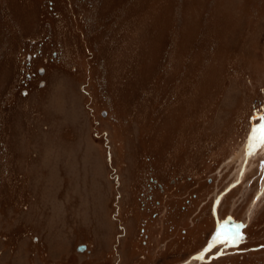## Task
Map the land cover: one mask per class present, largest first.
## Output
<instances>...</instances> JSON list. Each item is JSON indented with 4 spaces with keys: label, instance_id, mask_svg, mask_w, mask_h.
Segmentation results:
<instances>
[{
    "label": "rangeland",
    "instance_id": "374dc122",
    "mask_svg": "<svg viewBox=\"0 0 264 264\" xmlns=\"http://www.w3.org/2000/svg\"><path fill=\"white\" fill-rule=\"evenodd\" d=\"M261 117L264 0H0L5 258L264 264Z\"/></svg>",
    "mask_w": 264,
    "mask_h": 264
},
{
    "label": "snow or ice",
    "instance_id": "6c2138e0",
    "mask_svg": "<svg viewBox=\"0 0 264 264\" xmlns=\"http://www.w3.org/2000/svg\"><path fill=\"white\" fill-rule=\"evenodd\" d=\"M261 119H264V117H261ZM251 142L252 143L250 147L253 149H259L264 147V124H258L252 129ZM237 238H238V230H237V234L233 236H223V234L218 235V239H220L222 243L229 240L234 241Z\"/></svg>",
    "mask_w": 264,
    "mask_h": 264
},
{
    "label": "flooded vegetation",
    "instance_id": "af4514ba",
    "mask_svg": "<svg viewBox=\"0 0 264 264\" xmlns=\"http://www.w3.org/2000/svg\"><path fill=\"white\" fill-rule=\"evenodd\" d=\"M1 202H0V206H1ZM2 209V208H1ZM1 211V210H0ZM5 224H6V222L4 221V222H2V217H0V229L1 230H4L5 229ZM19 234V233H18ZM1 236H2V239L3 240H8V236H6L5 234H1ZM34 237H36V236H34ZM17 238H19V235H18V237ZM5 241H3V243L2 242H0V244H1V246H0V262H2V260H5L6 262L5 263H3L2 262V264H14V262H15V260H16V256H14V254H11V253H9V254H7L6 255V258H5V248H4V246H3V244L5 245ZM80 244V243H79ZM79 244L77 245V248H79L78 246H79ZM86 246H84V248H85ZM13 248H14V246H11V247H9V251L10 252H12L13 251ZM83 248V249H84ZM81 249V248H80ZM78 250V249H77ZM8 257V258H7ZM42 264H52V263H42ZM191 264H194V262L193 263H191Z\"/></svg>",
    "mask_w": 264,
    "mask_h": 264
},
{
    "label": "bare ground",
    "instance_id": "6f19581e",
    "mask_svg": "<svg viewBox=\"0 0 264 264\" xmlns=\"http://www.w3.org/2000/svg\"><path fill=\"white\" fill-rule=\"evenodd\" d=\"M251 143L252 142H248L246 145H245V147H244V149L242 150V152H241V154L239 155L240 156V160L239 161H241L242 162V168L244 169V165H245V163L247 162V160L249 159V158H253V157H255V156H257L258 154L257 153H259V152H264V147H262V148H259V149H253V148H251L250 147V145H251ZM263 166H264V164H263ZM242 171L243 170H240L239 171V174H241L242 173ZM79 251H82V250H84V249H80V248H77ZM192 263V262H191Z\"/></svg>",
    "mask_w": 264,
    "mask_h": 264
},
{
    "label": "water",
    "instance_id": "95a60500",
    "mask_svg": "<svg viewBox=\"0 0 264 264\" xmlns=\"http://www.w3.org/2000/svg\"><path fill=\"white\" fill-rule=\"evenodd\" d=\"M83 247H84V246H82V245H81V246H79V248H83Z\"/></svg>",
    "mask_w": 264,
    "mask_h": 264
}]
</instances>
